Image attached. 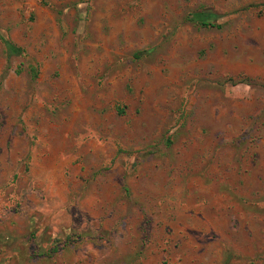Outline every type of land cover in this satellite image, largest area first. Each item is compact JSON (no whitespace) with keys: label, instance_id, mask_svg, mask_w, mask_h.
<instances>
[{"label":"rangeland","instance_id":"rangeland-1","mask_svg":"<svg viewBox=\"0 0 264 264\" xmlns=\"http://www.w3.org/2000/svg\"><path fill=\"white\" fill-rule=\"evenodd\" d=\"M0 264H264V0H0Z\"/></svg>","mask_w":264,"mask_h":264},{"label":"trees","instance_id":"trees-1","mask_svg":"<svg viewBox=\"0 0 264 264\" xmlns=\"http://www.w3.org/2000/svg\"><path fill=\"white\" fill-rule=\"evenodd\" d=\"M201 24H202V25H205V26L210 25V23H207V22H205V21H202ZM4 40H5V42H7V44H8V50H9V52H10V53H14V52H16V51H15V48H14V45L12 46V43H10L9 41H7V39H4Z\"/></svg>","mask_w":264,"mask_h":264}]
</instances>
